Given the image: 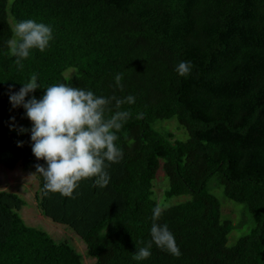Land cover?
Wrapping results in <instances>:
<instances>
[{"label":"trees","instance_id":"obj_1","mask_svg":"<svg viewBox=\"0 0 264 264\" xmlns=\"http://www.w3.org/2000/svg\"><path fill=\"white\" fill-rule=\"evenodd\" d=\"M12 17L53 28L50 46L33 50L22 66L6 44ZM180 61L191 62L187 76L175 71ZM71 68L76 72L67 75ZM33 74L45 88L67 83L109 98L135 97L120 109L115 100L109 106L107 115L130 116L117 133L124 157L108 167L107 187L90 178L66 197L47 192L38 173L40 193L63 222L90 209L94 223L81 238L94 264H264V0H0V143L14 150L24 142L23 165L37 169L45 161L33 154L32 122L9 100L10 89L19 91ZM172 118L188 139L154 127ZM161 168L170 180L165 196L188 200L161 205L154 189ZM213 178L253 218L233 246L234 223L223 217ZM157 204V222L173 232L180 255L153 243L151 256L136 261L152 239ZM26 205L19 194L0 191V264H86L69 242L28 225L20 215Z\"/></svg>","mask_w":264,"mask_h":264},{"label":"clouds","instance_id":"obj_2","mask_svg":"<svg viewBox=\"0 0 264 264\" xmlns=\"http://www.w3.org/2000/svg\"><path fill=\"white\" fill-rule=\"evenodd\" d=\"M54 40L53 28L34 19H26L15 24L13 37L6 41L9 53L17 58V64L28 59L33 50L44 52ZM190 61H180L175 71L180 76L190 74ZM122 75L116 74L115 82L122 87ZM46 89L37 98V89ZM30 97V98H29ZM9 100L13 108L23 107L26 117L32 122L30 129L32 151L38 160L37 172L44 178V189L72 197L84 180L94 178L95 184L107 187L111 181L108 172L110 164L119 163L124 157L119 145L118 132L130 116L127 110H117L111 115L109 107L115 100L117 109L125 103L134 104L135 97L128 95L120 99L97 95L91 90L74 87L67 83H54L42 87L33 74L23 83L19 91L10 89ZM15 130V117L12 118ZM29 129L20 128L21 133ZM19 146H23L20 142ZM162 207L153 208L152 239L144 247H139L133 258L143 261L151 256L152 244L173 255L179 256L180 249L168 225L157 221L162 216Z\"/></svg>","mask_w":264,"mask_h":264},{"label":"rangeland","instance_id":"obj_3","mask_svg":"<svg viewBox=\"0 0 264 264\" xmlns=\"http://www.w3.org/2000/svg\"><path fill=\"white\" fill-rule=\"evenodd\" d=\"M13 19L12 17L11 22L15 27L16 23ZM75 72L76 69L71 68L66 71V74L71 75ZM154 127L166 136L172 135L173 139L183 141L189 138L188 130L179 123L177 118L159 120ZM169 185L170 180L161 168L154 181V189L156 198L165 208L190 198L191 195L166 197L165 190ZM209 186L222 203L223 217L231 219L234 223V229L229 235L228 242L229 246H233L243 234L252 228V215L245 204L225 196L223 187L218 185L216 178L210 181ZM2 190L15 192L27 201V205L20 211V215L28 225L46 230L58 242H69L82 257H85L83 259L86 264L95 263V258L88 256L87 245L81 238L82 233L94 223L90 209H85L81 220L76 217L67 223L63 222L61 214L50 199L40 193L37 169L24 167L21 146L9 150L4 149L0 143V191Z\"/></svg>","mask_w":264,"mask_h":264}]
</instances>
